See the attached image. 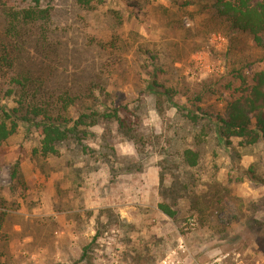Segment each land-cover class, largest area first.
Returning <instances> with one entry per match:
<instances>
[{
    "label": "rangeland",
    "instance_id": "1",
    "mask_svg": "<svg viewBox=\"0 0 264 264\" xmlns=\"http://www.w3.org/2000/svg\"><path fill=\"white\" fill-rule=\"evenodd\" d=\"M214 2L92 0L84 7L40 0L56 27L51 47L40 56L32 41L18 44L14 71L41 78L55 94L76 92L105 62L103 52H122L125 60L108 75L111 96L100 95L99 103H128L131 111L140 105V121L134 141L112 122L98 121L85 154L66 148L59 157L37 158L36 142L21 131L2 146L0 213L7 216L0 264H72L97 231L86 264H264V184L252 179L264 181V143L225 141L215 125L232 92L223 86H238L229 73L264 70V39L256 47L248 34L228 32L213 17ZM1 28L0 13V36ZM111 40L118 50L110 49ZM146 50L157 53L156 63L141 53ZM160 66V81L176 92L171 101L146 92L143 78ZM208 87L213 92L205 93ZM11 88L0 77L9 106L13 101L3 94ZM197 95L193 123L177 106ZM194 146L198 164L187 167L178 154ZM125 159L140 170L125 171ZM16 162L24 188L11 180ZM159 203L179 214L167 217Z\"/></svg>",
    "mask_w": 264,
    "mask_h": 264
},
{
    "label": "trees",
    "instance_id": "2",
    "mask_svg": "<svg viewBox=\"0 0 264 264\" xmlns=\"http://www.w3.org/2000/svg\"><path fill=\"white\" fill-rule=\"evenodd\" d=\"M84 7H88L92 0H76ZM40 0H0V13L2 16V28L0 36V77L10 82L12 86L3 94V97L11 99L13 105L2 103L0 96V150L9 139L20 131L26 137L36 142L31 153L37 158H52L61 156L62 149L71 148L83 154L90 152L87 144L94 133L90 130L98 121L112 122L118 134L134 141L139 126L140 105L131 111L128 103L112 102L101 107L99 96L110 97L106 90L108 75L116 66L125 60L122 52H103L107 58L95 74L88 78L87 84L78 91H68L55 94L50 90L41 78L34 75L18 74L14 71V63L18 58L15 51L26 40L35 43L34 49L38 55L46 54L50 46V39L54 35L56 27H51V10L49 7L41 8ZM213 17L226 27L228 32L248 34L256 47H261L264 39V0H215L211 7ZM172 18L166 19L170 23ZM173 29L176 26L171 25ZM110 49L118 50V40L108 42ZM107 43L96 44L101 49L108 47ZM56 44L54 45V47ZM55 53V52H50ZM147 55L151 62L158 59L157 53L141 52ZM10 73V74H9ZM165 70L160 67L152 68L149 78H143L145 86L155 97H165L172 100L175 90L166 87L160 77ZM232 79L238 81V86L233 87V81L223 86V89L232 92L223 101L222 110L215 117L216 131L219 138L228 141L239 139L240 145L254 146L264 143V70L253 71L244 74L239 70L229 73ZM143 75V72H141ZM143 77V76H142ZM205 93L213 92L211 87L204 90ZM201 95L188 99L187 104L177 106L189 121L195 123L199 120L198 102ZM127 114H132V119ZM137 141V140H136ZM112 151V149L110 148ZM114 155V154H113ZM181 162L187 167H195L199 160V150L194 146L184 148L179 152ZM122 168L125 171H138L140 166L132 159L122 160ZM18 163L11 166V180L18 187L24 188L19 178ZM256 182L264 184V181L252 177ZM5 198L0 195V205ZM158 209L167 217L175 219L178 210L167 204L159 203ZM5 213H0V235L2 226L6 223ZM250 216V214H247ZM260 223V222H259ZM257 223V224H259ZM52 224H54L52 222ZM260 225V224H259ZM252 228V226H250ZM261 226L253 228L259 230ZM100 233L93 236L92 241L82 248L81 256L72 264H86L88 255ZM5 238L0 237V242ZM5 246V245H3ZM0 252V257L4 256ZM143 259L137 256L136 260ZM148 262L152 260L146 259Z\"/></svg>",
    "mask_w": 264,
    "mask_h": 264
},
{
    "label": "built area",
    "instance_id": "3",
    "mask_svg": "<svg viewBox=\"0 0 264 264\" xmlns=\"http://www.w3.org/2000/svg\"><path fill=\"white\" fill-rule=\"evenodd\" d=\"M180 247H182V246H180ZM161 264H169L168 259H164V260H162ZM178 264H179V263H178Z\"/></svg>",
    "mask_w": 264,
    "mask_h": 264
}]
</instances>
